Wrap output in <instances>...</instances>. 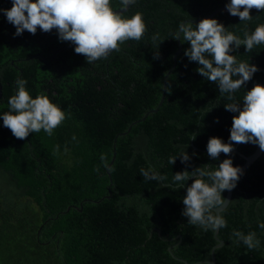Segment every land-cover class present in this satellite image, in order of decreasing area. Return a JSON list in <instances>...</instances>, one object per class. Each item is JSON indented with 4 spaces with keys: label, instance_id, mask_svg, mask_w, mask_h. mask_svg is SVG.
<instances>
[{
    "label": "trees",
    "instance_id": "16d2710c",
    "mask_svg": "<svg viewBox=\"0 0 264 264\" xmlns=\"http://www.w3.org/2000/svg\"><path fill=\"white\" fill-rule=\"evenodd\" d=\"M229 1L136 0L122 15L143 13V38L92 63L75 53L73 43L61 42L55 29L15 36L0 12V116L10 110L18 79L27 81L33 99L47 94L66 115L52 136L41 130L23 140L0 118V264H264V229L258 227L264 222V152L240 176L220 213L227 227L218 231L188 223L183 199L193 181L180 188L173 180L185 169L215 170L225 159L241 168L243 156L258 146L233 143L230 155L207 154L210 138L230 142L238 113L224 106L242 105L255 84L264 86V44L229 53L259 69L232 93L234 101L196 72L198 63L184 55L186 41L164 87L179 25L209 17ZM110 4L113 11L123 9L121 0ZM11 7L12 0H0V8ZM250 15L240 21L219 11L211 19L244 39L245 31L264 24V10ZM185 152L187 165L180 158ZM170 157L177 158L174 164ZM149 168L166 179H145L141 169ZM234 230L255 232L259 247L248 249Z\"/></svg>",
    "mask_w": 264,
    "mask_h": 264
},
{
    "label": "clouds",
    "instance_id": "9594fccd",
    "mask_svg": "<svg viewBox=\"0 0 264 264\" xmlns=\"http://www.w3.org/2000/svg\"><path fill=\"white\" fill-rule=\"evenodd\" d=\"M135 3L136 0H121L124 10ZM225 7L230 15L238 16L240 21H248L252 19V9L264 10V0H231ZM0 12L16 28L15 36L22 35L24 31L35 35L38 28L45 33L55 29L59 40L73 43L75 53L84 55L87 63L107 59L113 50H120L121 43L127 40L139 41L147 31L142 12L137 11L131 18H125L122 13L113 11L110 0H12L11 9L0 8ZM156 39L158 34L153 36V40ZM175 39L190 44L184 55L190 62L198 63L196 72L209 82L217 84L219 92L228 94L226 98L234 101L232 93L250 81L259 69L254 65L238 62L236 56L229 53L241 45L249 52L254 46L264 44V24H259L251 33L245 31L244 39H240L227 31L217 19L204 18L195 26L191 22L181 23ZM231 45H235V49ZM26 84L24 79L16 81V94L8 100L10 110L0 116L3 126L21 140L26 139L30 133L41 130L52 136L54 129L66 119L65 112L47 94L41 93L33 99L25 88ZM224 107L226 111L238 113L232 119L230 142L210 138L207 154L212 159H218L221 153L230 155L234 150L233 143H252L264 151V86L255 84L246 92L242 105L229 103ZM195 138L194 136L193 139ZM56 150H59L58 145ZM180 158L185 165L190 161L186 152ZM104 159L102 155L101 160ZM176 159L170 157L169 163L174 164ZM141 174L145 179H166L151 168L141 169ZM241 174L242 169L233 167L231 159L223 160L215 170H206V167L201 166L191 172L185 169L174 174L173 180L177 187L183 188L184 182L193 181L187 187V194L183 199L182 215L188 218V223L199 225L205 231L227 227L223 216L213 210H219L227 203L222 193L233 190ZM205 177L211 183L206 182ZM258 227L264 229V222H260ZM233 235L250 250L259 247L260 241L255 232L245 235L234 230Z\"/></svg>",
    "mask_w": 264,
    "mask_h": 264
},
{
    "label": "water",
    "instance_id": "95a60500",
    "mask_svg": "<svg viewBox=\"0 0 264 264\" xmlns=\"http://www.w3.org/2000/svg\"><path fill=\"white\" fill-rule=\"evenodd\" d=\"M231 2V0L229 1V3ZM128 8H129V6H128ZM128 8H127V10H128ZM127 10H124V9H120V10H114L115 12H120V13H125ZM221 12V11H223V12H228L227 10H226V7L224 6V7H221L220 9H218L217 11H215L213 14H211L209 17H206V18H212L213 16H215L218 12ZM201 20V19H200ZM200 20H192V21H185V23L186 22H191V23H199L200 22ZM177 41H178V49H177V51L175 52V55H174V59H173V61H174V65H173V67L171 68V70L169 71V73L175 68V66H176V63H177V58H178V56L180 55V53H181V50H182V44H181V40L180 39H177ZM169 73L166 75V77H165V84H164V87H166V81H167V77H168V75H169ZM2 97V85H1V82H0V98ZM163 101H164V97L162 98V100H161V102H160V105L163 103ZM158 111V109L157 110H152V111H150L148 114H146L145 115V117L143 118V119H145L150 113H155V112H157ZM142 119V120H143ZM121 135H125V133L124 134H121ZM236 151V150H235ZM263 152L264 151H261L260 150V148H259V146H257V148H256V150H255V152L251 155V156H248V157H246V156H243L244 157V159H245V164L243 165V167H241V169H242V174H243V172H245L250 166H252L260 157H261V155L263 154ZM115 157H116V152H114V158H113V160L111 161V163H110V165L108 166V169H110L112 166H113V164H114V162H115ZM241 174V175H242ZM232 192H233V190H231V191H228L227 192V198H226V201H227V203H225L223 206H221L220 208H219V210H215V212L217 211V213L218 214H220L222 211H224L227 207H228V205H229V203H230V200H231V197H232ZM218 231V230H217ZM216 238H217V235H216ZM217 240H218V242H219V245H218V247H221V246H223L224 245V243L220 240V239H218L217 238Z\"/></svg>",
    "mask_w": 264,
    "mask_h": 264
},
{
    "label": "bare ground",
    "instance_id": "6f19581e",
    "mask_svg": "<svg viewBox=\"0 0 264 264\" xmlns=\"http://www.w3.org/2000/svg\"><path fill=\"white\" fill-rule=\"evenodd\" d=\"M173 70H174V69H173ZM173 70H172V71H173ZM170 73H171V72H170ZM170 73H169V74H170Z\"/></svg>",
    "mask_w": 264,
    "mask_h": 264
}]
</instances>
